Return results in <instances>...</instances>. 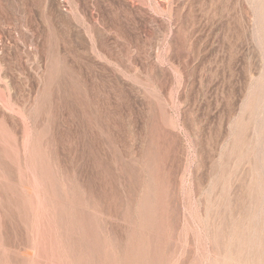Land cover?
<instances>
[{"label": "rangeland", "instance_id": "1", "mask_svg": "<svg viewBox=\"0 0 264 264\" xmlns=\"http://www.w3.org/2000/svg\"><path fill=\"white\" fill-rule=\"evenodd\" d=\"M0 264H264V0H0Z\"/></svg>", "mask_w": 264, "mask_h": 264}]
</instances>
